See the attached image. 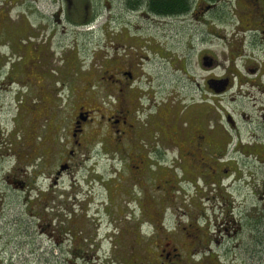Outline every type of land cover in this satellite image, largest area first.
Returning <instances> with one entry per match:
<instances>
[{"label": "rangeland", "instance_id": "374dc122", "mask_svg": "<svg viewBox=\"0 0 264 264\" xmlns=\"http://www.w3.org/2000/svg\"><path fill=\"white\" fill-rule=\"evenodd\" d=\"M59 6L54 0H0V264L160 263L143 251L134 221L144 213L159 221L158 212L163 210V202L169 205L171 192L148 191L144 195L130 182L144 167L140 158L146 166L153 163L147 169L157 178L166 171L181 173L172 163L163 130L140 125L147 129L143 131L131 121L135 131L140 128L138 133L130 131L131 139L117 142L109 137L107 118L111 115L102 111L81 132L82 145L76 147L75 116L79 100L85 105L87 98V107L101 108L94 98L97 88L93 79L107 77L106 56L108 64L126 69L132 64L139 76L135 89L145 95L141 103L153 105L151 115L156 118L163 119L166 107L181 113L190 98L197 99L205 89L213 94L202 84L207 74L197 63L198 48L190 45L191 33L199 29L198 20L174 17L173 22L149 21L138 14H126L116 5V33H108L107 44L104 31L83 33L66 20L58 24L53 16ZM231 8V4L223 8L225 19H231ZM39 33L54 34L50 51H57L54 63L45 70H34L31 64V45H45L36 38ZM75 39L79 46L74 45ZM12 72L15 80L9 82ZM195 79L201 88H196ZM88 81L93 86L86 84ZM74 91L79 97L72 96ZM240 99L239 109H249L251 102L246 97ZM210 102L205 101L211 106ZM55 109L59 111L54 116ZM70 150H75L71 169L58 175ZM121 150L127 152L128 159ZM252 172L256 183H262L264 168ZM129 190L133 194L127 197ZM251 190H241L240 198L246 199L248 206L259 202ZM185 199L178 204L182 226L188 222ZM167 219L170 221L169 216ZM250 225L241 236L232 235L222 244L233 253V264H264V214L256 212ZM112 226L120 233V244L114 250L102 240L108 238ZM126 226L134 229L133 239ZM197 226L206 224L197 222ZM148 246L153 249L152 244Z\"/></svg>", "mask_w": 264, "mask_h": 264}, {"label": "flooded vegetation", "instance_id": "af4514ba", "mask_svg": "<svg viewBox=\"0 0 264 264\" xmlns=\"http://www.w3.org/2000/svg\"><path fill=\"white\" fill-rule=\"evenodd\" d=\"M54 2L60 3L53 16L58 24L66 20L83 33L104 31L107 44L110 38L108 33H116L113 28L117 16V13L114 15L116 5L126 14H138L149 21L173 22L174 17L183 21L198 20L199 29L197 33H191L190 45L198 48L197 63L207 74L202 78V84L213 94L205 93V89L204 93H198L197 99L191 97L181 113H176L174 107H166L163 119L156 118L151 115L153 105L141 103V97L145 95L135 89L139 76L132 70V64L127 69L115 66V63L108 64L106 56L107 77L93 79L95 86L86 82L97 88L94 98L101 108L87 107L90 105L87 98L85 105L79 100L74 131L77 129L80 133L77 132L75 143L76 147L82 145L80 134L102 111L111 115L107 118L111 130L109 137L117 142L122 138L131 139V132L138 133L140 125L163 130L166 147L173 155L172 163L175 168H180L181 173L163 172L164 169L159 168V172L163 173L157 178L147 169L153 163L146 166L145 159L140 158L144 167L140 175L130 182L132 188L136 187L144 195L148 191L163 190L171 192V195L169 205L163 202L164 208L158 212L159 221L142 214L138 225L142 228L145 224H154L156 230L148 238L137 228V241L143 251L147 250L152 256V260L160 262L157 264H233V253L223 247V242L230 240L232 235L241 236L244 229L251 228L250 220L256 212L264 214V180L257 184L252 172L253 168H264V0H187L188 11L179 15L152 12L149 10L151 0ZM229 4L232 5L231 19H225L223 8ZM236 17H239L237 21L234 20ZM53 36L51 33L36 36L45 45H31L34 70H45L54 63L57 51H50ZM74 42L75 46H79L77 39ZM8 80H15L13 72ZM195 83L197 89L201 88L198 80L195 79ZM132 88L134 91H131ZM51 93L53 96V90ZM54 94L59 95L58 89L54 90ZM71 94L79 97L76 91ZM245 97L252 105L249 109L240 110V98ZM205 101L210 102L211 106ZM231 104L232 108L228 109L227 106ZM108 105H111L110 109ZM58 111H53L54 116ZM136 113L139 117H135ZM165 113L167 116H164ZM131 121L137 123L136 131ZM120 126L126 129L121 130ZM141 128L143 131L146 129ZM150 133L152 135L154 130ZM74 155L75 150L68 152L60 163L58 175L71 169L70 160ZM121 155L129 158L126 151L121 150ZM165 183L166 187H163ZM250 188L253 194H257L259 202L248 206L246 199L240 197L242 189ZM130 194L133 193L129 190L126 196ZM159 197L160 194L155 200ZM185 197L187 205L183 202V207L187 208L188 222L182 226L178 214L181 207L178 204ZM197 222L206 226L199 227ZM149 244L153 245V249L149 248Z\"/></svg>", "mask_w": 264, "mask_h": 264}, {"label": "trees", "instance_id": "16d2710c", "mask_svg": "<svg viewBox=\"0 0 264 264\" xmlns=\"http://www.w3.org/2000/svg\"><path fill=\"white\" fill-rule=\"evenodd\" d=\"M149 10L161 14L179 15L188 11V5L187 0H151ZM125 230L128 231V236L133 239L129 227H126Z\"/></svg>", "mask_w": 264, "mask_h": 264}]
</instances>
